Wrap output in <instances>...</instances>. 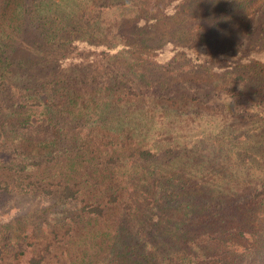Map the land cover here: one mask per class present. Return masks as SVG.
Listing matches in <instances>:
<instances>
[{
    "label": "trees",
    "instance_id": "trees-1",
    "mask_svg": "<svg viewBox=\"0 0 264 264\" xmlns=\"http://www.w3.org/2000/svg\"><path fill=\"white\" fill-rule=\"evenodd\" d=\"M193 2L0 4V192L33 171L75 249L96 241L127 264H209L214 242L252 234L264 178L229 193L183 171L196 148L201 158L213 152L192 134L201 113L264 118V63L214 48L201 17L160 32ZM210 69L240 76L203 78ZM37 124L51 126L52 140L22 133ZM261 244L248 255L256 264H264V231Z\"/></svg>",
    "mask_w": 264,
    "mask_h": 264
},
{
    "label": "rangeland",
    "instance_id": "rangeland-1",
    "mask_svg": "<svg viewBox=\"0 0 264 264\" xmlns=\"http://www.w3.org/2000/svg\"><path fill=\"white\" fill-rule=\"evenodd\" d=\"M2 2L0 0V4ZM222 4L224 7L220 8ZM219 11L223 12L221 17L216 16ZM205 12L215 14V17L208 19L203 16ZM199 17L207 20L208 24L202 23L204 29L210 26L207 29L211 31L208 40L214 48L235 47L241 55L238 57L235 53L233 59L245 64L251 59L264 63V0H194L160 32L166 34L171 27L182 29L184 26L181 27L178 22ZM191 33L186 34L190 36ZM212 70L203 78L207 79L208 73H212L215 80L220 77L223 82H227L230 75L232 78L240 76L239 71L233 75L232 71L220 74ZM244 77L251 78L248 75ZM204 115L201 113L198 117L202 120L198 121L199 126L192 130V134L196 141L204 139L210 144L212 142L213 152L211 156L201 158L204 147L201 146L199 150L196 148L192 153L191 165L183 172L192 178H211L206 181L207 187L225 191L230 189L229 193L235 188L247 191L250 187L258 186L264 178V118L247 112L234 118L228 117L225 121L214 110L205 118ZM22 133L35 140L53 138L52 128L47 124H37L22 130ZM187 138H181L180 142L185 143ZM207 159L212 160L211 164ZM33 173L25 172L21 178L18 175L15 183L13 179L9 180V186L0 192V264H33L35 261L40 264H127L113 261L108 247L102 250L96 241H88L86 249H75L70 243L75 237L71 238L67 233L70 226L65 224L66 216L52 218L44 189L32 185L35 181ZM5 177L0 171V180ZM253 225L252 234L246 237L234 233L214 242L217 254L209 264H256L248 255L259 250L262 245L264 203L256 212Z\"/></svg>",
    "mask_w": 264,
    "mask_h": 264
}]
</instances>
